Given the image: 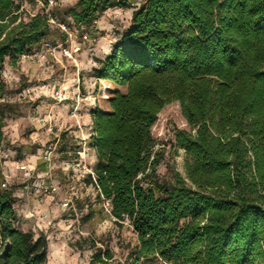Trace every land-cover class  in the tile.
Instances as JSON below:
<instances>
[{"label": "trees", "instance_id": "trees-1", "mask_svg": "<svg viewBox=\"0 0 264 264\" xmlns=\"http://www.w3.org/2000/svg\"><path fill=\"white\" fill-rule=\"evenodd\" d=\"M121 1L77 0L66 14L87 26ZM20 7L0 0V98L5 57L30 53L59 28L51 12L24 20ZM130 20L92 69L125 92L91 114L89 183L116 221L129 220L137 259L264 264V0H144ZM172 102L190 130L174 133L185 176L166 180L151 128ZM2 127L0 117V140ZM4 183L0 172V264H45L46 239L17 226Z\"/></svg>", "mask_w": 264, "mask_h": 264}, {"label": "rangeland", "instance_id": "rangeland-1", "mask_svg": "<svg viewBox=\"0 0 264 264\" xmlns=\"http://www.w3.org/2000/svg\"><path fill=\"white\" fill-rule=\"evenodd\" d=\"M17 1L20 18L47 8L70 32L63 39V30L54 25L52 35L27 56L4 59L0 172L14 194L17 226L46 239L45 264H167L153 256L136 258L138 240L129 220L116 221L88 181L96 164L91 114L110 110L113 93L125 92L95 78L92 69L128 31L133 10L144 0H123L87 26L75 25L66 14L77 0ZM45 42L57 48L50 52ZM178 129L190 127L179 103L172 102L151 128L161 154L156 172L166 180L174 172L185 176V154L174 139Z\"/></svg>", "mask_w": 264, "mask_h": 264}, {"label": "built area", "instance_id": "built-area-1", "mask_svg": "<svg viewBox=\"0 0 264 264\" xmlns=\"http://www.w3.org/2000/svg\"><path fill=\"white\" fill-rule=\"evenodd\" d=\"M38 2H41L40 0H36ZM48 2L50 4H52V0H48ZM45 9V13H49V10L47 8H44ZM52 22H54V20H51ZM58 26L68 35H70V32L68 31L67 29V26L66 24H62V23H58ZM43 48H46V50L50 51V52H53L56 48H57V45H52V44H49L48 42H45L43 44ZM66 49H64L65 51ZM66 52V51H65ZM24 56H27V55H24ZM55 97L57 99H61V94L58 92V91H55ZM3 187H6V183L3 184Z\"/></svg>", "mask_w": 264, "mask_h": 264}, {"label": "crops", "instance_id": "crops-1", "mask_svg": "<svg viewBox=\"0 0 264 264\" xmlns=\"http://www.w3.org/2000/svg\"><path fill=\"white\" fill-rule=\"evenodd\" d=\"M23 230V229H22ZM24 231H29V230H24Z\"/></svg>", "mask_w": 264, "mask_h": 264}]
</instances>
